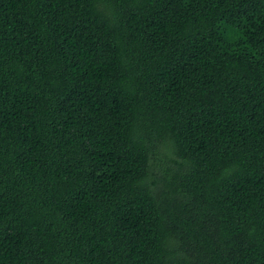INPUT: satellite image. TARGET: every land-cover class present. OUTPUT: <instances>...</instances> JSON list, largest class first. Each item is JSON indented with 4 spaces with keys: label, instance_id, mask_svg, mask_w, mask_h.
Masks as SVG:
<instances>
[{
    "label": "trees",
    "instance_id": "1",
    "mask_svg": "<svg viewBox=\"0 0 264 264\" xmlns=\"http://www.w3.org/2000/svg\"><path fill=\"white\" fill-rule=\"evenodd\" d=\"M0 264H264V0H0Z\"/></svg>",
    "mask_w": 264,
    "mask_h": 264
}]
</instances>
